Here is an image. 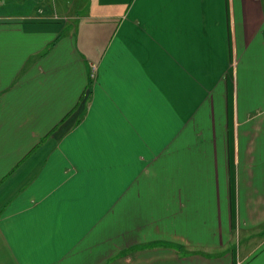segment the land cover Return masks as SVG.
<instances>
[{
  "label": "crops",
  "instance_id": "1",
  "mask_svg": "<svg viewBox=\"0 0 264 264\" xmlns=\"http://www.w3.org/2000/svg\"><path fill=\"white\" fill-rule=\"evenodd\" d=\"M0 264H264V0L1 7Z\"/></svg>",
  "mask_w": 264,
  "mask_h": 264
},
{
  "label": "rangeland",
  "instance_id": "2",
  "mask_svg": "<svg viewBox=\"0 0 264 264\" xmlns=\"http://www.w3.org/2000/svg\"><path fill=\"white\" fill-rule=\"evenodd\" d=\"M18 2V0H0V8L1 7H10V5H13L14 3ZM59 9V8H57ZM238 247V244H237Z\"/></svg>",
  "mask_w": 264,
  "mask_h": 264
},
{
  "label": "built area",
  "instance_id": "3",
  "mask_svg": "<svg viewBox=\"0 0 264 264\" xmlns=\"http://www.w3.org/2000/svg\"><path fill=\"white\" fill-rule=\"evenodd\" d=\"M40 1V0H39Z\"/></svg>",
  "mask_w": 264,
  "mask_h": 264
}]
</instances>
